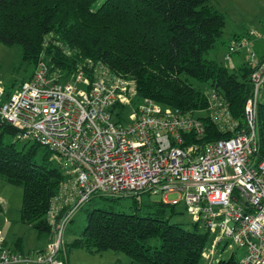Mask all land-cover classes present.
<instances>
[{
  "label": "trees",
  "instance_id": "16d2710c",
  "mask_svg": "<svg viewBox=\"0 0 264 264\" xmlns=\"http://www.w3.org/2000/svg\"><path fill=\"white\" fill-rule=\"evenodd\" d=\"M225 24L226 17L213 0H0V43L20 45L22 59L32 64L33 73L40 60L47 62L51 73L61 74V79L80 68L91 77L106 71L134 79L141 97L194 114L208 108L213 94L225 99L238 125L234 131H223L204 117L208 135L203 140L246 130L244 110L253 95L251 74L264 58L256 60L249 36L241 35L233 37L226 59L241 48L251 55L234 69L205 57L223 37ZM190 78L209 90L196 87ZM127 110L121 107V112ZM256 125L259 158L264 159V99L260 98ZM6 135L16 137L17 130L0 119V177L23 188L19 220L40 233H50L48 211L66 175L58 164L52 165L50 150L35 142L19 146L20 139L12 141ZM38 151H42V162L35 159ZM143 194L94 195L112 200L132 197L135 210L112 206L89 210L79 236L70 245L64 242L62 255L67 264L69 251L75 247L90 253L123 252L131 257L130 264H199L211 230L203 225L200 229V222L187 228L172 221L178 205L144 202ZM15 247L22 250V241ZM216 264L244 263L232 254Z\"/></svg>",
  "mask_w": 264,
  "mask_h": 264
},
{
  "label": "built area",
  "instance_id": "2783aa9c",
  "mask_svg": "<svg viewBox=\"0 0 264 264\" xmlns=\"http://www.w3.org/2000/svg\"><path fill=\"white\" fill-rule=\"evenodd\" d=\"M60 76L40 60L33 75L10 92L0 85L1 121L17 130L18 139L50 150L66 175L48 211L53 240L21 252L0 230V264H67V224L91 197L141 193L183 202L194 222L220 227L233 247L244 250L242 263L264 264V159L256 125L264 58L251 74L246 130L207 140L204 117L223 131L238 125L218 95L211 96L206 114L197 115L151 98L133 101L131 83L106 71L91 77L80 68L68 79ZM172 193L178 196L170 199Z\"/></svg>",
  "mask_w": 264,
  "mask_h": 264
},
{
  "label": "rangeland",
  "instance_id": "374dc122",
  "mask_svg": "<svg viewBox=\"0 0 264 264\" xmlns=\"http://www.w3.org/2000/svg\"><path fill=\"white\" fill-rule=\"evenodd\" d=\"M213 4L226 17L223 37L219 40L216 47L205 55V57L214 59L222 65L234 69L238 64L250 58L246 48H241L238 53L232 55L230 59L228 45L232 42L235 35L249 36L251 42L250 48L257 58L264 53V0H213ZM255 32L257 35H252ZM250 33V34H249ZM223 40L225 43H223ZM44 57V56H43ZM42 57V58H43ZM32 64L22 59V50L20 45H6L0 43V85L11 88L19 85L33 73ZM131 83L134 87L135 98L133 101H143L150 97H141L138 94L137 82L134 79L120 76ZM190 81L203 91H208V86L199 82L194 78ZM260 99H264V87L260 93ZM152 99V98H151ZM209 108V106H208ZM204 109L196 114H206ZM245 113V110H244ZM9 140H16L13 135H6ZM18 141V140H17ZM25 141H18V145L22 146ZM28 145L31 142H27ZM42 151H38L35 159L38 162L43 161ZM52 165H57L58 160L53 158ZM59 165V164H58ZM177 193L169 194V198L177 197ZM23 188L12 184L0 177V201L6 208V213L0 215V229L6 238L9 246H12L18 240L22 241V250L27 252L30 249L44 246L47 241H51L54 236V228L48 232H41L29 224L19 220L20 210L22 206ZM141 199L145 202L148 200H160L159 196H152L144 193ZM6 203H5V202ZM132 197H122L118 200L103 199L94 196L90 201L75 214L73 220L67 224L64 234L65 246L70 245L73 240L79 236L87 223V213L94 207L112 206L115 210H123L126 212H134L135 208L132 204ZM178 213L174 214L172 221L180 222L187 228H193L194 220L192 215L186 210L183 202L177 207ZM65 211V210H64ZM63 211V212H64ZM202 225H200L201 227ZM200 229H203L202 227ZM222 236V241L218 242ZM235 254L238 258L244 255V250L239 247H233L232 239L222 233L220 227L208 232L207 245L203 252L199 264H216L219 259L228 258ZM118 255V256H115ZM126 259L130 256L119 251L108 250L106 253H90L88 250L80 247L71 248L68 259L69 264H128Z\"/></svg>",
  "mask_w": 264,
  "mask_h": 264
},
{
  "label": "crops",
  "instance_id": "0c3cea01",
  "mask_svg": "<svg viewBox=\"0 0 264 264\" xmlns=\"http://www.w3.org/2000/svg\"><path fill=\"white\" fill-rule=\"evenodd\" d=\"M264 55V53L261 55V56H259L256 60H259V58H261L262 56ZM254 62V61H253ZM5 202V201H4ZM3 203V202H2ZM6 203V202H5ZM3 206H4V212L3 213H6V208H5V205H4V203H3ZM2 213V214H3ZM1 215V214H0ZM1 230V229H0ZM7 241V240H6ZM49 243V241H47L46 242V244L44 245V246H41V247H38V248H34L33 250L32 249H30V250H28L27 252H30V251H35V250H37V249H43V248H45L46 246H47V244ZM15 245H16V242L11 246L12 248H15L16 249V247H15ZM19 250V249H18ZM21 252H24V250H20ZM108 251V250H107ZM107 251H104V252H102V253H106ZM101 253V254H102ZM115 256H118V255H115ZM68 261V264H69V259L67 260ZM125 261L128 263V264H130L131 263V257H130V259H126L125 258Z\"/></svg>",
  "mask_w": 264,
  "mask_h": 264
}]
</instances>
